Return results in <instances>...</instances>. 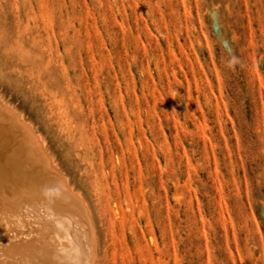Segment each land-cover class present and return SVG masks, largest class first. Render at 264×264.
<instances>
[{"label": "rangeland", "instance_id": "obj_1", "mask_svg": "<svg viewBox=\"0 0 264 264\" xmlns=\"http://www.w3.org/2000/svg\"><path fill=\"white\" fill-rule=\"evenodd\" d=\"M0 94L98 264H264V0H0Z\"/></svg>", "mask_w": 264, "mask_h": 264}, {"label": "bare ground", "instance_id": "obj_2", "mask_svg": "<svg viewBox=\"0 0 264 264\" xmlns=\"http://www.w3.org/2000/svg\"><path fill=\"white\" fill-rule=\"evenodd\" d=\"M18 110L0 94V264H98L91 203Z\"/></svg>", "mask_w": 264, "mask_h": 264}]
</instances>
